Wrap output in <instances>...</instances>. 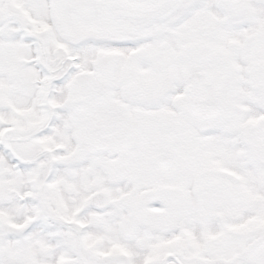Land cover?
<instances>
[{
  "label": "snow or ice",
  "instance_id": "1",
  "mask_svg": "<svg viewBox=\"0 0 264 264\" xmlns=\"http://www.w3.org/2000/svg\"><path fill=\"white\" fill-rule=\"evenodd\" d=\"M0 264H264V0H0Z\"/></svg>",
  "mask_w": 264,
  "mask_h": 264
}]
</instances>
